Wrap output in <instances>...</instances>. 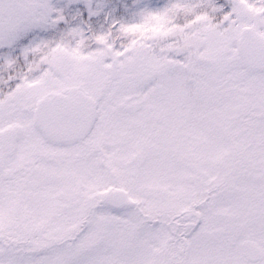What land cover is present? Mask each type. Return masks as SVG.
<instances>
[{
	"label": "snow or ice",
	"instance_id": "1",
	"mask_svg": "<svg viewBox=\"0 0 264 264\" xmlns=\"http://www.w3.org/2000/svg\"><path fill=\"white\" fill-rule=\"evenodd\" d=\"M0 264H264V0H0Z\"/></svg>",
	"mask_w": 264,
	"mask_h": 264
}]
</instances>
